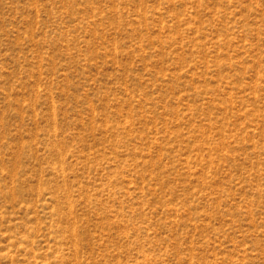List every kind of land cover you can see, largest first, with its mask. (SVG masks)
Listing matches in <instances>:
<instances>
[{
    "label": "rangeland",
    "instance_id": "1",
    "mask_svg": "<svg viewBox=\"0 0 264 264\" xmlns=\"http://www.w3.org/2000/svg\"><path fill=\"white\" fill-rule=\"evenodd\" d=\"M0 264H264V0H0Z\"/></svg>",
    "mask_w": 264,
    "mask_h": 264
}]
</instances>
